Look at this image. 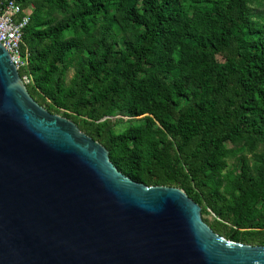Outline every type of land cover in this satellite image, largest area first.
Returning a JSON list of instances; mask_svg holds the SVG:
<instances>
[{
  "label": "trees",
  "instance_id": "16d2710c",
  "mask_svg": "<svg viewBox=\"0 0 264 264\" xmlns=\"http://www.w3.org/2000/svg\"><path fill=\"white\" fill-rule=\"evenodd\" d=\"M11 1L31 12L20 75L39 105L264 247V0Z\"/></svg>",
  "mask_w": 264,
  "mask_h": 264
},
{
  "label": "water",
  "instance_id": "95a60500",
  "mask_svg": "<svg viewBox=\"0 0 264 264\" xmlns=\"http://www.w3.org/2000/svg\"><path fill=\"white\" fill-rule=\"evenodd\" d=\"M0 264H264V247L215 233L183 190L125 177L0 43Z\"/></svg>",
  "mask_w": 264,
  "mask_h": 264
},
{
  "label": "built area",
  "instance_id": "2783aa9c",
  "mask_svg": "<svg viewBox=\"0 0 264 264\" xmlns=\"http://www.w3.org/2000/svg\"><path fill=\"white\" fill-rule=\"evenodd\" d=\"M31 12L23 14L22 8L11 0H0V43L20 73L28 66L29 54L23 53L24 31L30 22ZM25 85L29 84L30 76L22 77Z\"/></svg>",
  "mask_w": 264,
  "mask_h": 264
},
{
  "label": "rangeland",
  "instance_id": "374dc122",
  "mask_svg": "<svg viewBox=\"0 0 264 264\" xmlns=\"http://www.w3.org/2000/svg\"><path fill=\"white\" fill-rule=\"evenodd\" d=\"M70 77H72V74H71ZM61 117H62V116H61ZM119 118H120V117H119ZM125 120H127V118H126ZM263 152H264V145L260 147V149L258 150L257 153L260 154V153H263ZM248 158H250V159L253 160V157H252L251 155H248ZM232 163H233V161L230 160V161H229L230 166H232ZM203 220H204V222L209 226L210 224H212V223L214 222L215 217H214L213 214L205 215V216H203ZM225 239H226V238H225Z\"/></svg>",
  "mask_w": 264,
  "mask_h": 264
}]
</instances>
